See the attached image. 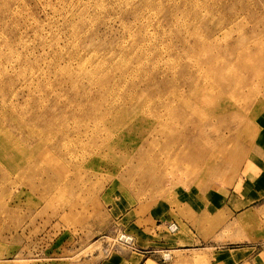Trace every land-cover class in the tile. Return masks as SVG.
Instances as JSON below:
<instances>
[{
  "label": "rangeland",
  "instance_id": "obj_1",
  "mask_svg": "<svg viewBox=\"0 0 264 264\" xmlns=\"http://www.w3.org/2000/svg\"><path fill=\"white\" fill-rule=\"evenodd\" d=\"M248 180L264 190V0H0V264H217L251 245L232 264H264L214 202Z\"/></svg>",
  "mask_w": 264,
  "mask_h": 264
},
{
  "label": "crops",
  "instance_id": "obj_2",
  "mask_svg": "<svg viewBox=\"0 0 264 264\" xmlns=\"http://www.w3.org/2000/svg\"><path fill=\"white\" fill-rule=\"evenodd\" d=\"M214 200L215 203L217 202L219 204V207H222L220 213L227 219L224 223V228H226L228 232L226 234L229 239L227 242L228 244H251L259 240H264V190H259L255 187L254 182L252 183L248 180L243 182L238 190H234L229 198H221L219 195ZM188 204L186 205L190 208L191 206H198L194 199H191V202H188ZM190 216L194 218L193 215ZM215 227L216 226H214V228ZM157 228H161V226ZM196 229L201 231L200 228ZM153 232L154 234L151 235V242L149 243L151 245H158L157 243H159L160 245L169 246L170 244L168 243L172 241L170 243H174L176 246L182 245L183 247L186 246L187 242L191 243L189 236L185 232L182 233V231L178 232V235L176 234L178 237H176V239H170V237L161 231L156 232V230H154ZM203 233H205L204 229ZM183 237H186V239H183ZM214 238H217V235L214 234ZM218 238L220 239L221 237L218 236ZM176 246H172V248L175 249L174 247ZM253 250L254 247L252 245L250 247L241 248L240 250H226L224 252L228 253L218 255L215 260L217 264H232L237 262V260L233 258L234 252L237 253V256L241 257L240 260H243L246 256L250 255ZM133 259V264H145L147 262H141L139 257H134Z\"/></svg>",
  "mask_w": 264,
  "mask_h": 264
},
{
  "label": "bare ground",
  "instance_id": "obj_3",
  "mask_svg": "<svg viewBox=\"0 0 264 264\" xmlns=\"http://www.w3.org/2000/svg\"><path fill=\"white\" fill-rule=\"evenodd\" d=\"M242 23V22H241ZM240 23V24H241ZM235 26V25H234ZM233 27V26H232ZM12 28V27H11ZM235 28V27H234ZM232 29V28H231ZM225 32V31H224ZM218 33V32H217ZM208 34V33H207ZM223 34V33H222ZM230 34V33H229ZM195 35H196V33H195ZM224 35V34H223ZM208 36V35H207ZM207 38V37H206ZM210 38V37H209ZM215 38H216V36H215ZM214 38V39H215ZM195 39L196 40H198V43H201L202 42V37H200V36H196L195 37ZM213 39V40H214ZM225 39V38H224ZM227 39H229V38H226V40ZM232 39V38H231ZM210 40V39H209ZM222 40V39H221ZM225 40V41H226ZM217 41V40H216ZM225 41H223V42H225ZM209 42V41H208ZM207 42V43H208ZM212 42V41H211ZM197 43V45L198 46H200L201 44H198ZM219 43V42H218ZM239 43V42H238ZM221 44V43H220ZM240 44V43H239ZM216 45V44H215ZM219 45V44H218ZM224 45V44H223ZM241 45V44H240ZM202 46V45H201ZM221 46V45H220ZM216 47V46H215ZM217 48H218V46H217ZM7 51V50H6ZM246 53V52H245ZM241 54H243V53H241ZM186 56V55H185ZM230 56V55H229ZM237 56V55H236ZM218 57V56H217ZM240 57V56H239ZM246 57V56H245ZM241 58V57H240ZM243 60L244 59H241V60H239L238 62H239V66L241 67L243 64H244V62H243ZM183 63V62H182ZM247 65H249V64H247ZM247 65H245V67H247ZM236 66V65H235ZM250 66V65H249ZM78 67V66H77ZM195 67V66H194ZM229 67V66H228ZM238 67V66H237ZM249 68V67H248ZM66 69V68H65ZM229 69V68H228ZM246 70H244L245 71V74H246V77L248 78H246L248 81H246V83L248 84V83H250V75H251V72L252 71H250V69H247V68H245ZM239 71V70H238ZM108 74V73H107ZM224 74V73H223ZM226 74V73H225ZM224 74V75H225ZM243 75V74H242ZM234 76V75H233ZM237 78V77H236ZM238 78H239V76H238ZM232 79V78H231ZM6 81V80H5ZM232 81V80H231ZM217 83V82H216ZM242 83H243V81H242ZM195 84V83H194ZM3 85V84H2ZM202 85V84H201ZM241 85V84H240ZM4 86V85H3ZM6 87V86H5ZM186 87V86H185ZM212 87V86H211ZM219 87H220V85H219ZM218 87V88H219ZM227 87V86H226ZM235 87V86H234ZM221 88V87H220ZM238 88V87H237ZM236 88V89H237ZM235 90V89H234ZM2 91V90H1ZM45 91V90H44ZM186 91V90H185ZM223 92V91H222ZM4 93H6V92H4ZM175 93V92H174ZM177 93H179V92H177ZM189 93V92H188ZM195 93V96H199V95H202V94H204V92L203 91H197L196 90V92H194ZM209 93V92H208ZM226 94H227V92H225ZM7 94V93H6ZM187 94V93H186ZM212 94V93H211ZM229 94V93H228ZM175 94H173V93H168L167 95H165L166 96V98H170V99H173ZM185 95V94H184ZM237 95V94H236ZM3 96V95H2ZM186 96V95H185ZM6 97H8V96H6ZM232 97V96H231ZM237 97H238V95H237ZM4 98H5V96H4ZM180 98V97H179ZM182 98V97H181ZM228 98V97H227ZM241 98V97H240ZM187 99V98H186ZM230 99V98H229ZM243 99V98H242ZM227 100V99H226ZM160 100H157L156 102H159ZM237 101V100H236ZM166 105H165V107H164V109H165V112L167 113V115H168V119L171 121V122H175V121H177L178 119H180V118H183V109L181 110V111H178V112H176L175 111V108H173V106H170L169 104H168V102L167 103H165ZM168 104V105H167ZM218 105V104H217ZM223 105V104H222ZM234 105V104H233ZM169 106V107H168ZM235 106V105H234ZM149 107L151 108V105H149ZM154 108V105H152V109ZM222 109V108H221ZM224 110V109H223ZM222 110V111H223ZM217 112V111H216ZM150 115H152L151 116V118L152 119H154V121H156V123H158L159 122V117H158V115H157V112H156V110L154 109V111H152V113L150 114ZM120 117V116H119ZM187 120V119H186ZM156 129V128H155ZM190 131V130H189ZM206 131V130H205ZM195 132V131H194ZM189 133V132H188ZM189 136H191V135H189ZM197 136V135H196ZM167 137V136H166ZM170 137V136H169ZM192 139V138H191ZM179 140V139H178ZM189 141V140H188ZM184 142V141H183ZM187 143V142H186ZM198 145L199 144H197V147H198ZM221 145V144H220ZM174 147V146H173ZM206 148V147H205ZM195 150V149H194ZM196 151H198V150H196ZM180 156H181V154H180Z\"/></svg>",
  "mask_w": 264,
  "mask_h": 264
},
{
  "label": "built area",
  "instance_id": "obj_4",
  "mask_svg": "<svg viewBox=\"0 0 264 264\" xmlns=\"http://www.w3.org/2000/svg\"><path fill=\"white\" fill-rule=\"evenodd\" d=\"M170 230L175 231L176 230V227L175 226H172V227H170Z\"/></svg>",
  "mask_w": 264,
  "mask_h": 264
}]
</instances>
